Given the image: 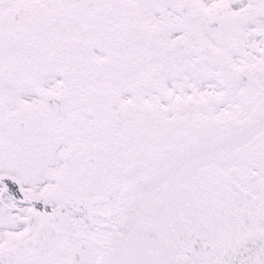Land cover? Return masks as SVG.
Instances as JSON below:
<instances>
[{"label": "snow or ice", "instance_id": "6c2138e0", "mask_svg": "<svg viewBox=\"0 0 264 264\" xmlns=\"http://www.w3.org/2000/svg\"><path fill=\"white\" fill-rule=\"evenodd\" d=\"M0 264H264V0H0Z\"/></svg>", "mask_w": 264, "mask_h": 264}]
</instances>
